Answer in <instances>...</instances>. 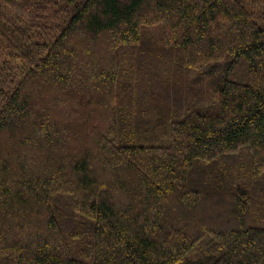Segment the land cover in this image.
<instances>
[{
  "label": "trees",
  "instance_id": "1",
  "mask_svg": "<svg viewBox=\"0 0 264 264\" xmlns=\"http://www.w3.org/2000/svg\"><path fill=\"white\" fill-rule=\"evenodd\" d=\"M0 264H264V0H0Z\"/></svg>",
  "mask_w": 264,
  "mask_h": 264
}]
</instances>
